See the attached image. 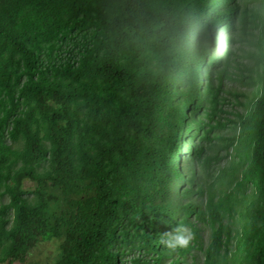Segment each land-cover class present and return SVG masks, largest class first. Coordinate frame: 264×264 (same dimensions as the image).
<instances>
[{"label": "trees", "instance_id": "trees-1", "mask_svg": "<svg viewBox=\"0 0 264 264\" xmlns=\"http://www.w3.org/2000/svg\"><path fill=\"white\" fill-rule=\"evenodd\" d=\"M43 241L54 264H264V4L0 0V264Z\"/></svg>", "mask_w": 264, "mask_h": 264}, {"label": "rangeland", "instance_id": "rangeland-1", "mask_svg": "<svg viewBox=\"0 0 264 264\" xmlns=\"http://www.w3.org/2000/svg\"><path fill=\"white\" fill-rule=\"evenodd\" d=\"M240 2L242 4H247L249 9L255 8L258 9L260 12L263 11V4H264L263 0L249 1L247 3H245V0H240ZM216 33L217 35L221 33L226 34L221 25H218V27L216 28ZM219 46L222 48L226 46V41H224L222 44L219 42ZM229 84L232 85L231 87L233 88L235 87L237 89L245 90L246 92H248V95L251 93L250 90L252 88L247 86H242L238 84V82L232 81V83L229 82ZM232 108H234L238 112H246V109L242 105H237L235 107L233 106ZM4 201L5 202L8 201V198L5 197ZM235 227L241 231V225L239 223ZM204 237H205V241L209 239V227L205 228ZM235 244H236V239L234 238L232 242L233 248L235 247ZM56 246L57 244L54 243L53 241H43L39 243L35 248L32 249L31 253L27 256L26 262L24 264H54L53 257L56 252Z\"/></svg>", "mask_w": 264, "mask_h": 264}, {"label": "clouds", "instance_id": "clouds-1", "mask_svg": "<svg viewBox=\"0 0 264 264\" xmlns=\"http://www.w3.org/2000/svg\"><path fill=\"white\" fill-rule=\"evenodd\" d=\"M219 41L221 42V40H219ZM163 242L166 243L167 246L170 247V248H175L177 246L183 247V246H186L188 244L189 238L188 237H185L180 232H177L176 235H175V237L169 238L168 240L163 241Z\"/></svg>", "mask_w": 264, "mask_h": 264}]
</instances>
